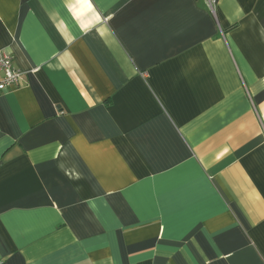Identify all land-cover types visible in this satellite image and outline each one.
Instances as JSON below:
<instances>
[{"label":"crops","instance_id":"obj_1","mask_svg":"<svg viewBox=\"0 0 264 264\" xmlns=\"http://www.w3.org/2000/svg\"><path fill=\"white\" fill-rule=\"evenodd\" d=\"M0 264H264V0H0Z\"/></svg>","mask_w":264,"mask_h":264},{"label":"built area","instance_id":"obj_2","mask_svg":"<svg viewBox=\"0 0 264 264\" xmlns=\"http://www.w3.org/2000/svg\"><path fill=\"white\" fill-rule=\"evenodd\" d=\"M212 10L218 0H206ZM21 80V72L15 68L13 56L7 51H0V93L17 85Z\"/></svg>","mask_w":264,"mask_h":264}]
</instances>
